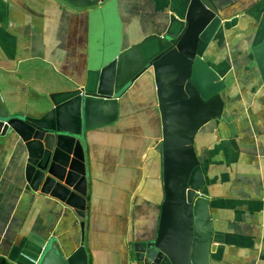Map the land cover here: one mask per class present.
<instances>
[{
  "label": "crops",
  "instance_id": "obj_1",
  "mask_svg": "<svg viewBox=\"0 0 264 264\" xmlns=\"http://www.w3.org/2000/svg\"><path fill=\"white\" fill-rule=\"evenodd\" d=\"M189 0H107L78 8L64 0H0V93L10 112L40 115L49 95L82 86L100 42L120 50L162 33ZM236 26L216 32L203 57L221 76L224 110L194 145L209 199L210 264H264V86L251 47L264 34V0H212ZM111 25L102 34L106 24ZM101 37L103 40H101ZM116 39V42L114 40ZM101 40V41H100ZM88 199L82 219L24 179L25 156L0 144V257L53 239L65 255L83 245L88 264H129L136 241L152 240L163 200L161 122L152 70L119 98L117 119L86 132Z\"/></svg>",
  "mask_w": 264,
  "mask_h": 264
},
{
  "label": "water",
  "instance_id": "obj_2",
  "mask_svg": "<svg viewBox=\"0 0 264 264\" xmlns=\"http://www.w3.org/2000/svg\"><path fill=\"white\" fill-rule=\"evenodd\" d=\"M64 1L91 8L107 0ZM240 15L223 17L212 0H189L183 16L170 14L160 34L122 50L100 42L85 83L51 93L52 106L40 115L10 112L0 93V144L14 142L23 151L31 190L75 209L81 240L88 199L86 132L115 121L119 98L151 69L161 122L155 150L161 155L163 200L155 238L133 242L129 264H210L212 222L209 199L200 192L205 180L194 141L204 125L222 118L225 84L203 55L219 28L236 26ZM251 53L264 86V34ZM33 243L11 263L0 257V264H88L83 245L65 255L53 239Z\"/></svg>",
  "mask_w": 264,
  "mask_h": 264
},
{
  "label": "rangeland",
  "instance_id": "obj_3",
  "mask_svg": "<svg viewBox=\"0 0 264 264\" xmlns=\"http://www.w3.org/2000/svg\"><path fill=\"white\" fill-rule=\"evenodd\" d=\"M105 24H106V27H105V30L104 31L102 29V32H103L102 34H107L108 33V30L111 29V25L110 24H108V23H105ZM114 40L116 42V39L115 38H114ZM113 43H114V41H113ZM86 139H87V137H85V141H86Z\"/></svg>",
  "mask_w": 264,
  "mask_h": 264
}]
</instances>
